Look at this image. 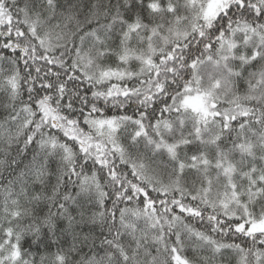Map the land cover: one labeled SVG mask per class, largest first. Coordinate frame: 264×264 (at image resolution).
Returning a JSON list of instances; mask_svg holds the SVG:
<instances>
[{"label":"snow or ice","instance_id":"obj_1","mask_svg":"<svg viewBox=\"0 0 264 264\" xmlns=\"http://www.w3.org/2000/svg\"><path fill=\"white\" fill-rule=\"evenodd\" d=\"M0 264H264V0H0Z\"/></svg>","mask_w":264,"mask_h":264}]
</instances>
